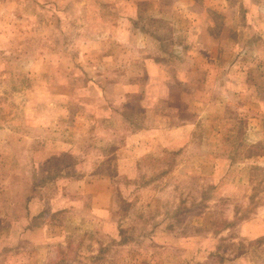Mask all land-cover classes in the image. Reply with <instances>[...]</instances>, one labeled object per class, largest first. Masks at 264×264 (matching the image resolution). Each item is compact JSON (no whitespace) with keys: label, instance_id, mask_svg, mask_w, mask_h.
<instances>
[{"label":"rangeland","instance_id":"1","mask_svg":"<svg viewBox=\"0 0 264 264\" xmlns=\"http://www.w3.org/2000/svg\"><path fill=\"white\" fill-rule=\"evenodd\" d=\"M0 264H264V0H0Z\"/></svg>","mask_w":264,"mask_h":264}]
</instances>
